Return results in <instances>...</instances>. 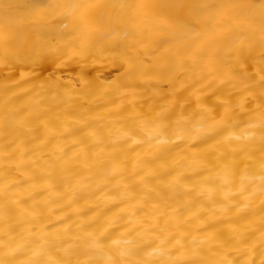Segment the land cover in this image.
<instances>
[{
	"label": "bare ground",
	"instance_id": "obj_1",
	"mask_svg": "<svg viewBox=\"0 0 264 264\" xmlns=\"http://www.w3.org/2000/svg\"><path fill=\"white\" fill-rule=\"evenodd\" d=\"M0 264H264V0H0Z\"/></svg>",
	"mask_w": 264,
	"mask_h": 264
}]
</instances>
